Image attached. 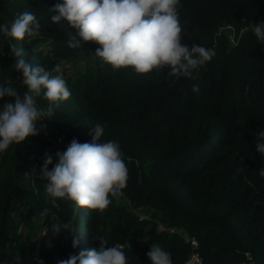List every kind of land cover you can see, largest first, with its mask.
Wrapping results in <instances>:
<instances>
[{"label":"trees","instance_id":"obj_1","mask_svg":"<svg viewBox=\"0 0 264 264\" xmlns=\"http://www.w3.org/2000/svg\"><path fill=\"white\" fill-rule=\"evenodd\" d=\"M57 3L63 0H0V25H11L25 11L40 24L38 35L24 41L0 32V84L21 95L27 91L22 73L12 68L16 58L8 47L15 44L32 69L43 66L55 76L59 66L71 92L57 102L53 115L38 121V135L0 153V264H58L81 251H98L95 236L104 238L106 247L122 243L127 264H151V244L169 252L172 264H183L190 243L140 219L143 213L195 235L204 264L240 262L245 252L254 264H264V177L259 175L264 155L255 135L264 131V43L244 30L264 22V0H181L182 43L216 53L194 71L195 79H177L168 68L148 74L113 69L94 55L99 45L93 42L69 47L68 22L51 21ZM228 24L234 27L233 41L224 28ZM64 62L77 73H65ZM8 100L0 99V111ZM36 103L48 106L42 95ZM96 124L104 126L99 142L120 144L128 168L123 194L110 197L102 212L77 211L67 199L56 198L53 205L41 172L35 182L26 176L30 148L50 150L53 168L56 153L73 139L90 142ZM70 220L73 233H53L52 224ZM45 226L47 234L40 238Z\"/></svg>","mask_w":264,"mask_h":264},{"label":"clouds","instance_id":"obj_2","mask_svg":"<svg viewBox=\"0 0 264 264\" xmlns=\"http://www.w3.org/2000/svg\"><path fill=\"white\" fill-rule=\"evenodd\" d=\"M180 7L181 0H63L50 10L54 13L53 23L68 22L69 47L80 48L81 41L93 42L99 45L94 55L113 69L131 67L137 74H148L168 68V75L177 79H195L194 71L210 62L216 53L196 44L189 49L182 43ZM39 29L36 15L28 11L15 18L11 25H0V32L15 41L36 36ZM249 29L259 43H264V22L248 24L244 30ZM8 48L16 58L12 68L22 73L21 83L27 91L21 95L17 89L0 84V99L9 98L0 111V153L10 145H20L38 135V121L53 115L59 106L57 102L71 96L59 66L54 69L58 74L50 76L43 66L31 68L22 47L10 44ZM192 91L198 93L199 86L193 85ZM41 95L48 101L44 109L36 103ZM103 134L104 126L96 124L92 127L90 142L73 139L65 151L56 153L58 162L51 170L49 165L53 159L46 154L40 169L41 179L47 182L46 193L53 205L56 198L67 199L74 202L77 211L85 208L102 212L112 203L110 197L119 198L123 194L128 168L118 142H99ZM255 135L256 149L264 155V142H261L264 131L258 130ZM259 175L264 177V169ZM47 211L41 215L46 216ZM52 231L59 235L65 231L73 233L75 229L70 220L63 225L52 224ZM95 238L100 242L98 251H81L58 264H127L122 245L106 247L104 238ZM144 240L148 241L145 237ZM77 243L74 240L73 247ZM147 256L151 264H172L171 254L157 244H151Z\"/></svg>","mask_w":264,"mask_h":264},{"label":"built area","instance_id":"obj_3","mask_svg":"<svg viewBox=\"0 0 264 264\" xmlns=\"http://www.w3.org/2000/svg\"><path fill=\"white\" fill-rule=\"evenodd\" d=\"M224 28H226L228 30V33L231 37V40L233 41L235 38L234 27L232 25L228 24V25H225ZM245 28H247V27H245ZM45 131H46V129H45ZM30 149L31 150L29 152V163H28V168H27V175H29L31 177L32 182H35V180L37 179V176L39 174L38 169L40 170L41 166L43 165L46 154L50 155V150L38 147L36 145H33ZM33 170H35V171H33ZM139 218L140 219H147V220H151V221L153 220L155 222L157 228L160 231H166V232H169L171 234H177V235L181 236L182 238H184L188 243H190L191 250H190L188 257L183 262V264H204V257L202 255L201 251L199 250V240L195 235L190 234L184 228H179L176 226H169V225L165 224L164 221L161 219H158V218L153 219L149 215V213L140 214ZM19 229H20V231H23V226H20ZM40 232H41L40 233V238H41L46 233V226L43 227L40 230ZM117 244L122 245L124 248V245L122 243H117ZM39 249H40V239L36 242L34 251L38 252ZM171 260H172V258H171ZM172 263H173V261H172ZM254 263H255L254 257L251 254V252H245V258L242 261L236 262V263H226V264H254Z\"/></svg>","mask_w":264,"mask_h":264},{"label":"rangeland","instance_id":"obj_4","mask_svg":"<svg viewBox=\"0 0 264 264\" xmlns=\"http://www.w3.org/2000/svg\"><path fill=\"white\" fill-rule=\"evenodd\" d=\"M62 70L65 72V73H67V74H75V73H77V70H78V68L77 67H72L71 66V64L70 63H68V62H64L63 63V65H62ZM31 150V149H30ZM30 152V151H29ZM51 157H52V152H51ZM42 167V166H41ZM54 167V166H53ZM41 169V168H40ZM52 169V167H50V165H49V170H51ZM38 172H41L39 169H38ZM28 177V180L29 181H31V177L28 175L27 176ZM45 181V180H44ZM46 182V181H45ZM40 227H41V225H40ZM40 227H39V229H40ZM40 233L41 232H39V235H40Z\"/></svg>","mask_w":264,"mask_h":264}]
</instances>
